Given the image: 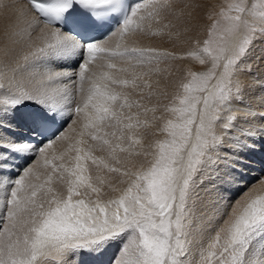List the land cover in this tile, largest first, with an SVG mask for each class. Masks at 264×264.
Wrapping results in <instances>:
<instances>
[{"label":"snow or ice","instance_id":"6c2138e0","mask_svg":"<svg viewBox=\"0 0 264 264\" xmlns=\"http://www.w3.org/2000/svg\"><path fill=\"white\" fill-rule=\"evenodd\" d=\"M257 9L264 0L221 9L203 46L195 40L179 55L123 42L143 32L145 21L159 24L162 11L181 20L185 13L169 0H0L8 19L0 34V119L11 116L31 137H43L33 144L0 136V189H7L0 264H38L53 251L100 257L114 244L119 255L111 264H264V177L232 204L198 207L209 178L237 170L223 163L222 150L248 147L228 133L241 119L233 106L242 102V64L256 37L264 38ZM113 20L118 28L109 35L122 41L115 48L93 37ZM174 28L169 21L152 34ZM98 58L110 71L93 70ZM185 58L211 66L177 78L165 62ZM73 117L79 132L65 130ZM59 142L67 147L57 153ZM10 157L34 162L13 172Z\"/></svg>","mask_w":264,"mask_h":264},{"label":"bare ground","instance_id":"6f19581e","mask_svg":"<svg viewBox=\"0 0 264 264\" xmlns=\"http://www.w3.org/2000/svg\"><path fill=\"white\" fill-rule=\"evenodd\" d=\"M169 1L172 2L173 8L175 9L176 0H169ZM21 2L26 3V0H21ZM231 3H228L226 0H192V2L188 0L185 3L181 4V6L184 9V13L186 15L180 20V22L177 25V28L172 29V31L168 29L172 33V36H173V38H171V41L169 40L170 42L165 44L167 41L165 43L164 41H162L163 35L161 37L160 36L161 34L155 35V37L157 36V38L154 39L152 43H150V45L148 44V46L146 45L148 43L147 40L150 39L151 37L147 38V40L144 38L146 41L144 40L143 42H147L146 44L144 43L147 47L149 46L150 47H156V46L160 47L161 46L162 48L163 46L166 45L165 46L166 49L167 47L168 49L171 48L172 52L177 53V54H179L180 52L179 55H182L183 53H186V51L191 49L192 46L191 47H188V46L191 44L194 45L195 40H199L201 42L200 46L202 47L203 41L206 40L208 36L207 30L210 27L211 22L214 20L213 14H216V12L221 7H224L227 9L228 5H230ZM189 13H190V16L188 15ZM2 15L3 17H1ZM32 15L35 16L36 13L33 12ZM163 16L165 17H162V20L165 22L164 19L166 18L170 19V17H172L173 15L170 14L167 10H165L163 11ZM175 18L174 20H177V18L176 19ZM162 20L160 22L161 28L163 27L162 25L164 23ZM170 20L173 21L172 19ZM166 21H169V20H166ZM6 23H8V19L5 17V14H0V34L3 33ZM152 23L153 21L150 22V25ZM154 23L152 25H154ZM152 25L151 27H149L148 25L146 26L155 30V27ZM156 26L158 27V23ZM160 27H158L159 30H160ZM117 28H118V25L115 29ZM187 28H188V31L185 32L184 29H187ZM151 29L150 30L146 29V30L151 31ZM177 30H179L181 33L179 36L175 35ZM169 31L167 30L163 31L164 35L166 33L167 38H168L167 33ZM140 33H141L140 31L131 32L129 35L124 37L123 42H126L130 45V44H133L132 40H136V41L139 40L140 42L143 40V37L145 36L147 37L146 33L144 32L142 34ZM143 34L145 36H143ZM35 35L36 33L33 34L34 37ZM159 36L161 38H159ZM185 37H187V39L182 40V38L184 39ZM104 39H100V40H104ZM130 40H131V43H129ZM120 43H122V41L119 35H108L106 37V46L108 47L115 48L116 45ZM140 43H139V46L141 47L145 46V45L144 46L140 45ZM119 62H121V60H119ZM94 63L96 65V67L93 69L94 71L96 72H107L108 71L107 59L98 58L97 61H95ZM166 63L171 65V70L175 72V75L177 78H183L187 71L200 72V70H202L205 72L206 69L210 68L211 66L210 62L206 61L204 65H201L199 64L198 60L193 59V58H185L182 60H177L176 62L167 61ZM66 64H67V70H70V71L74 70L71 66V61L66 62ZM117 66L118 68L120 67L118 63H117ZM136 70L140 71L141 69L140 70L136 69ZM238 78L241 83V87L243 88L242 94L240 96V100L242 102L236 103L233 106V109L235 111V114L238 117H241V119L237 121L239 126L235 129V132L228 133V135L237 137L239 140V143L247 144L248 147H244L239 154H237L235 151H223L222 150V155L228 156V160L224 161L223 163L225 165H231L233 168L237 170L231 171L228 176L222 177L219 180L215 178H209L210 182L205 183L199 189V193L200 192L201 193L199 197L198 207L200 208L201 211H205V210L210 211L211 206L217 200H222V202L226 204L234 203L236 198L240 196L241 190L244 189L243 184L248 186L245 189H248L251 187H259L258 181L260 180L261 177H264L263 176L264 175V140L261 139L262 137H264V38H260L259 36L256 37L253 51L251 52L248 59L242 64V71L240 72ZM130 91L128 92L131 93ZM83 99H84V94H78L76 103L82 104ZM73 120H76L77 123L72 124L71 121H69V124L65 126V130L69 129L70 127H75L77 132H79L80 130L79 119L77 117H73ZM0 125H3V127H0V136H3L5 139H17V138L25 139V134L31 135L26 127L19 124L18 122H13L11 116H8L7 118H4V119H0ZM245 131L249 133L251 138L244 136ZM88 142L91 144L95 143L91 140H89ZM225 142L227 144H232V145L237 144V141L235 140H227ZM66 147H67L66 142H59L55 146L57 153H59V151L64 150V148ZM96 154L102 155V153H100L99 151H97ZM18 159L19 158L17 157L15 158L10 157V166H12L10 169L12 171H15V170L17 171L20 165L25 161L24 160L22 162V159H19V160ZM237 159L241 161L240 164L234 163V161H236ZM13 160L15 161L14 163L12 162ZM25 163L23 165H25ZM89 167H90V171L92 172V174L95 175L96 174L95 166L89 165ZM225 171H228L227 167H222L220 169L221 173ZM101 174L103 175V173ZM4 177L8 178L6 177L5 174H4ZM8 179H13V178L9 177ZM256 181L258 183H254ZM245 189L243 191H245ZM6 191H7L6 188L0 189V194L2 193L1 196ZM2 197L4 198V196ZM200 198H202V200ZM6 199H3V201H6ZM2 206H0V209L3 208ZM50 256L52 258L41 257L38 261V264H56V261L62 260V258H63L62 261H64V264H71V263H68L64 259L65 256L57 255L56 252L54 251L50 253ZM108 258H109L108 254L104 253L103 256L96 257V259L93 260V264H106L108 261L107 260ZM52 259H54L55 261H53ZM86 264H88L87 261H86Z\"/></svg>","mask_w":264,"mask_h":264},{"label":"rangeland","instance_id":"374dc122","mask_svg":"<svg viewBox=\"0 0 264 264\" xmlns=\"http://www.w3.org/2000/svg\"><path fill=\"white\" fill-rule=\"evenodd\" d=\"M186 1H188V0H176V5H175V10H177V11H179V10H183V12H184V9H183V7L181 6V4L182 3H185ZM189 1H191L192 2V0H189ZM228 3H231V4H237V3H241V0H226ZM169 2H171V1H169ZM245 2L250 6L251 4H253V3H258L259 2V0H245ZM172 3V2H171ZM221 9H226V8H224V7H221L217 12H216V14H213V19L215 20V19H217V18H219L218 17V13L220 12V10ZM261 10H264V9H257V11H261ZM0 14H4L3 13V11H0ZM231 14H233V15H235V13L233 12V13H231ZM186 15V14H185ZM161 16L162 17H165V16H163V11H162V14H161ZM174 16V15H173ZM172 16V17H173ZM1 17H3V15L1 16ZM170 17V19H172L173 21H171L170 19H168V18H166V19H164L165 20V22L166 23H168L169 21H171V22H173L174 24H176V25H178V23L180 22V20H174V18L175 17ZM183 18V17H182ZM181 18V19H182ZM176 19V18H175ZM162 20V19H161ZM166 20H169V21H166ZM163 21V20H162ZM178 21V22H177ZM147 22H149V23H147ZM150 22L151 21H145V27H146V29H151V28H149L148 26H149V24H150ZM161 22V21H160ZM164 22V21H163ZM165 22L163 23V25L165 24ZM213 22V21H212ZM212 22H211V24H212ZM153 23H154V21H153ZM152 23V24H153ZM156 23V22H155ZM155 23H154V25H152V26H154L155 27V30L154 29H151V31H147L145 28V30L143 31L144 33H146V35H147V37L143 34V36H145V37H143V40L142 41H140V42H142V43H140L139 42V40L138 41H136V40H132L133 42H135V46H139V43H140V45H142V46H144L147 42V46H148V44L150 45V43H152V41L154 40V39H156L157 38V36L155 37V35H153L152 33H153V31L154 32H160L161 31V27H160V23L158 24V27H160V30L158 29V27L156 26L157 25V23H156V25H155ZM146 25H148V26H146ZM151 25H150V27H151ZM162 25V26H163ZM227 25L224 23V22H222V24H221V28L220 29H218V34H217V36L215 37V39H220L221 38V34L223 33V29L226 27ZM154 27H152V28H154ZM157 27V28H156ZM158 29V30H157ZM175 29V28H174ZM188 29V28H187ZM169 31L168 29H163V31ZM170 31H172V29H170ZM143 32H141L140 34H142ZM158 32V33H159ZM207 32H208V30H207ZM148 33V34H147ZM149 35V36H148ZM158 35V34H157ZM162 35H163V38H162V41H164V43L165 44H167L168 42H170L171 41V39L169 38V36H168V38L166 37V33H165V35L164 34H161L160 36L162 37ZM168 35V34H167ZM155 37V38H153V37ZM159 36V38H161ZM149 37H151L150 39H148L147 40V38H149ZM147 40V42H143L145 39ZM167 38V39H166ZM209 38V33H208V36H207V38L206 39H208ZM225 38H227V37H225ZM185 39H187V37H185L184 39L182 38V40H185ZM145 40V41H146ZM170 40V41H169ZM256 40V39H255ZM151 41V42H150ZM132 42V43H133ZM136 42H138V43H136ZM129 43H131V40H130V42ZM145 43V44H144ZM138 44V45H137ZM132 44H130V46H131ZM144 46V47H147V46ZM188 45V44H187ZM166 46V45H165ZM165 46H163L162 48H161V46L160 47H157V49H163V50H165L166 49V47ZM192 46V47H191ZM193 46L194 45H189L188 47H191V49L193 48ZM141 47V46H140ZM150 47V46H149ZM155 47V48H156ZM165 47V48H164ZM167 51H170L171 50V52H172V49L171 48H169L168 49V47H167V49H166ZM179 54H180V52H179ZM184 54V53H183ZM182 54V55H183ZM118 61V62H117ZM111 62L112 63H118V65L120 66V67H127V64L126 63H124V61L122 62H119V59H112L111 60ZM173 62H176V61H173ZM122 63V64H121ZM166 63V62H165ZM125 64V65H124ZM123 65V66H122ZM163 66V65H162ZM209 69V68H208ZM208 69H206V71L208 70ZM140 70V69H139ZM108 71H110L109 69H108ZM205 71V72H206ZM200 72H204V71H202V70H200ZM120 75H128L127 73H121ZM153 79H155V77H153ZM131 90V89H130ZM129 89L128 90H126L125 89V91H130ZM131 93L130 94H133L132 93V90L130 91ZM134 95V94H133ZM87 139V138H86ZM91 144V143H90ZM93 144V143H92ZM63 151V150H62ZM60 152V151H59ZM15 158V157H14ZM19 160V159H18ZM24 160H22V162H23ZM13 163L15 162L14 160L12 161ZM11 162V163H12ZM26 162V163H25ZM34 162V159L33 160H31V161H24L21 165H20V167L17 169V171L15 170V171H13V172H19L21 169H22V167L23 166H26V164H29V163H33ZM25 163V165H23ZM9 168H11L12 166H10V164H9V166H8ZM5 175H6V177H12L13 179L15 178V176H9V175H7V173H5ZM263 175V174H262ZM264 176V175H263ZM257 178V177H256ZM255 178V179H256ZM260 178V177H259ZM258 179V178H257ZM253 181H254V179H253ZM259 182V181H258ZM257 181L256 182H254V183H258ZM254 183H252V184H254ZM252 184H250V185H252ZM242 186V185H241ZM243 187H244V189L246 188V187H248V186H246L245 184H243ZM243 189V190H244ZM243 190H241V193L242 192H244ZM107 191V190H106ZM201 193V192H200ZM200 193H199V197H200ZM2 194V193H1ZM1 194H0V201H3V199H6L7 197L5 196V192H4V194L2 195V196H4V198L1 196ZM240 194V193H239ZM111 195H113L112 193H108L104 198L105 199H107V198H110V196ZM241 195V194H240ZM237 197V196H236ZM2 199V200H1ZM201 200H202V198H200ZM0 206H2V204L0 205ZM198 206H199V204H198ZM3 207V206H2ZM105 253H107L108 254V256H109V258L107 259L108 261H107V263L106 264H111V260L115 257V256H117V255H119V249H118V245H113V246H111V247H109L107 250H106V252ZM57 254V253H56ZM57 255H59V254H57ZM63 256H65L64 257V259L68 262V263H74V264H86V261L88 262V264H93V260H95L96 259V257H91V256H81V255H75V256H72V255H68V254H66V255H63ZM84 257V258H83ZM78 258V259H77ZM53 261H55L54 259H52ZM62 260H63V258H62ZM76 260V261H75ZM86 260V261H85ZM78 261V262H77Z\"/></svg>","mask_w":264,"mask_h":264}]
</instances>
